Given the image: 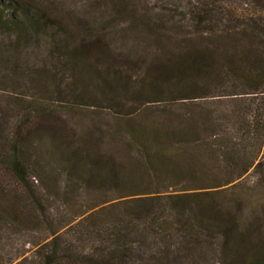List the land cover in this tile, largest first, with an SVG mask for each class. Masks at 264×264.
Returning a JSON list of instances; mask_svg holds the SVG:
<instances>
[{
	"label": "trees",
	"instance_id": "16d2710c",
	"mask_svg": "<svg viewBox=\"0 0 264 264\" xmlns=\"http://www.w3.org/2000/svg\"><path fill=\"white\" fill-rule=\"evenodd\" d=\"M80 1L0 0V65L40 48L54 64L31 77L75 118L35 103L0 126V245L25 229L44 242L27 264H264V0Z\"/></svg>",
	"mask_w": 264,
	"mask_h": 264
},
{
	"label": "rangeland",
	"instance_id": "374dc122",
	"mask_svg": "<svg viewBox=\"0 0 264 264\" xmlns=\"http://www.w3.org/2000/svg\"><path fill=\"white\" fill-rule=\"evenodd\" d=\"M66 5V13L76 12L78 9L83 10L82 6L85 1L80 0H62ZM78 8V9H77ZM54 59L45 55L40 48L30 47V50L17 61L15 68H8L7 65H0V114H4L0 120L3 136L12 137L15 124L20 120V115L28 111L34 113V104L41 103L54 105V112L45 119L59 121L74 122V114L61 109L60 102L63 99L54 94L53 84L48 80L41 83V79L37 81L31 77L34 73L41 72V69L51 67ZM28 66V67H27ZM66 78L63 76V86L65 87ZM44 89H48L49 92ZM102 95L98 92L93 95L91 104L104 106ZM90 108V105H88ZM95 106L90 108L94 109ZM101 107L96 109L101 111ZM101 108V109H100ZM3 116V115H2ZM35 122H37V111L33 114ZM106 117V116H104ZM41 120V119H40ZM98 201H88L86 204H92ZM80 206V204L78 205ZM77 206V207H78ZM43 235L36 231L14 230L8 239H4L0 245V264H27L26 259L36 261V252L41 249Z\"/></svg>",
	"mask_w": 264,
	"mask_h": 264
}]
</instances>
